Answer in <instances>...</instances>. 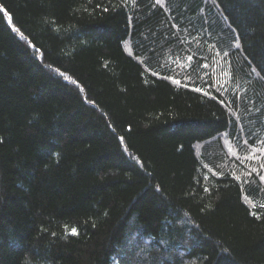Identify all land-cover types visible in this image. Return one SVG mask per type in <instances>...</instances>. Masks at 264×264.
Masks as SVG:
<instances>
[{
    "label": "trees",
    "instance_id": "1",
    "mask_svg": "<svg viewBox=\"0 0 264 264\" xmlns=\"http://www.w3.org/2000/svg\"><path fill=\"white\" fill-rule=\"evenodd\" d=\"M262 177L264 0H0V264H264Z\"/></svg>",
    "mask_w": 264,
    "mask_h": 264
},
{
    "label": "snow or ice",
    "instance_id": "2",
    "mask_svg": "<svg viewBox=\"0 0 264 264\" xmlns=\"http://www.w3.org/2000/svg\"><path fill=\"white\" fill-rule=\"evenodd\" d=\"M197 91H199V89H197ZM262 179H264V177H262ZM204 191L207 192L208 189L205 188ZM260 207L264 208V204L260 205ZM72 233L76 234V229H72Z\"/></svg>",
    "mask_w": 264,
    "mask_h": 264
}]
</instances>
